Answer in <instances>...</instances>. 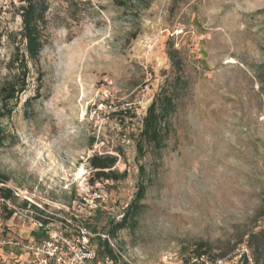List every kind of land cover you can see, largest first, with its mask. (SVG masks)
I'll list each match as a JSON object with an SVG mask.
<instances>
[{"label": "rangeland", "instance_id": "374dc122", "mask_svg": "<svg viewBox=\"0 0 264 264\" xmlns=\"http://www.w3.org/2000/svg\"><path fill=\"white\" fill-rule=\"evenodd\" d=\"M24 1L0 0V89L25 81L0 120V188L14 196L0 198V264L30 263L22 246L42 215L47 231L87 223L106 237L139 166L148 184L138 225L110 239L124 261L185 264L198 242L212 256L243 241L216 263L240 264L243 234L264 229V0H44L42 48L23 73ZM169 51L186 87L166 147L139 158L146 109L174 81ZM92 155L117 156L126 178L96 181Z\"/></svg>", "mask_w": 264, "mask_h": 264}, {"label": "trees", "instance_id": "16d2710c", "mask_svg": "<svg viewBox=\"0 0 264 264\" xmlns=\"http://www.w3.org/2000/svg\"><path fill=\"white\" fill-rule=\"evenodd\" d=\"M46 11L47 5L44 0H25L24 5L20 7V37L22 41H24V50L20 55V72L24 73L26 71L28 60L35 61L38 58L42 48V29L45 22ZM167 54L175 70L174 81L170 87L161 89L146 109L142 119V128L135 143L136 154L139 158L144 156L146 148L159 153L166 147V141L169 135V119L175 112L176 99L180 95V92L186 87V82L181 76V59L176 54V51H169ZM24 87L25 81L22 79L19 83H12L0 89V100L3 109L0 112V120L6 115H9L10 111L8 105L15 100L19 92L24 90ZM4 143L5 136L0 126V150L4 146ZM117 162L118 158L114 155H92L88 159L89 167L91 171H93L92 177H94L96 181L118 182L126 178V171L119 172L116 170L115 166ZM139 177L141 178L137 182V190L134 197L121 213L119 221L115 222L113 218L108 220L109 225L106 231V237L102 238L98 234L95 226L82 223L81 228L87 231L90 230L95 234L93 239L89 237V244L95 250L96 261L108 258L112 260L114 264H129L124 261L122 253L117 248L113 247L110 239L116 238L118 231L126 228L135 229L138 225L139 218L144 209L142 202L145 199L148 184L146 171L142 166H139ZM8 180L7 176L0 174V183H5ZM0 198L3 201H12L14 196L10 189L0 188ZM26 205L27 203H24L21 208L25 209ZM35 210L37 209L35 208ZM38 212L43 214L41 211ZM13 213L14 211L9 210L7 212V219L10 218ZM100 216V210L96 209L94 211L95 220H99ZM260 217H264V209L258 211V218ZM73 221L77 222L76 219H73ZM39 222L42 224V227L36 229L37 231L32 233L33 241L28 245H40L49 238L46 227L50 220L42 215L39 217ZM63 224L66 229H72V231L64 233L65 236L72 237L78 234V229H74L73 225H68L65 222H63ZM243 236H246L244 245L245 248L249 250L250 254L241 253L238 260L240 264H264V260L261 262L258 257L259 254H264V229H259L258 231L250 229L246 231ZM242 243L243 241L231 246L223 253L211 256V249L208 244L198 242L191 251L192 253L185 259V264H204L207 261L216 264L218 261L224 260L230 253L234 252L237 246ZM28 264H31V261Z\"/></svg>", "mask_w": 264, "mask_h": 264}, {"label": "built area", "instance_id": "2783aa9c", "mask_svg": "<svg viewBox=\"0 0 264 264\" xmlns=\"http://www.w3.org/2000/svg\"><path fill=\"white\" fill-rule=\"evenodd\" d=\"M33 224L36 229L42 227L39 221ZM77 229L78 234L72 237L48 231L47 241L40 245H24L22 250L30 257L31 264H114L108 258L96 261L95 250L89 244L90 233L81 227Z\"/></svg>", "mask_w": 264, "mask_h": 264}]
</instances>
